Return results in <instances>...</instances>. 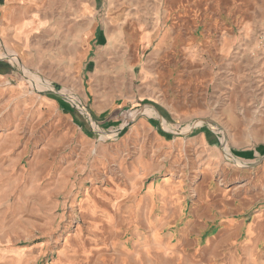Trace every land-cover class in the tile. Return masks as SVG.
<instances>
[{
  "label": "rangeland",
  "instance_id": "rangeland-1",
  "mask_svg": "<svg viewBox=\"0 0 264 264\" xmlns=\"http://www.w3.org/2000/svg\"><path fill=\"white\" fill-rule=\"evenodd\" d=\"M96 5L0 45V264H264V0Z\"/></svg>",
  "mask_w": 264,
  "mask_h": 264
},
{
  "label": "crops",
  "instance_id": "crops-1",
  "mask_svg": "<svg viewBox=\"0 0 264 264\" xmlns=\"http://www.w3.org/2000/svg\"><path fill=\"white\" fill-rule=\"evenodd\" d=\"M100 2L101 0H0V45L19 55V52L32 47L26 41L31 36L58 33V21L53 23V19H90L92 12L98 8L96 4ZM69 30L73 33L74 27L68 28ZM98 34L101 39L103 33L99 31ZM0 73L4 74L5 71ZM138 126L142 130L150 127L148 119L140 121Z\"/></svg>",
  "mask_w": 264,
  "mask_h": 264
},
{
  "label": "built area",
  "instance_id": "built-area-1",
  "mask_svg": "<svg viewBox=\"0 0 264 264\" xmlns=\"http://www.w3.org/2000/svg\"><path fill=\"white\" fill-rule=\"evenodd\" d=\"M259 44H260V46H261L260 49H263V50H262V55H261V57L263 56V62H264V38H263V37L260 38V42H259Z\"/></svg>",
  "mask_w": 264,
  "mask_h": 264
},
{
  "label": "bare ground",
  "instance_id": "bare-ground-1",
  "mask_svg": "<svg viewBox=\"0 0 264 264\" xmlns=\"http://www.w3.org/2000/svg\"><path fill=\"white\" fill-rule=\"evenodd\" d=\"M9 56H10V57H13V58H16V57H17L16 54L13 53V52H9ZM129 118H132V116H130ZM132 120H133V119H132Z\"/></svg>",
  "mask_w": 264,
  "mask_h": 264
}]
</instances>
